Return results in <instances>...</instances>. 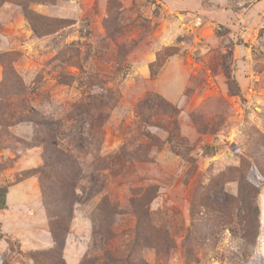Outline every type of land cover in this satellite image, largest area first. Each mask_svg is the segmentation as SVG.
<instances>
[{"label": "rangeland", "instance_id": "1", "mask_svg": "<svg viewBox=\"0 0 264 264\" xmlns=\"http://www.w3.org/2000/svg\"><path fill=\"white\" fill-rule=\"evenodd\" d=\"M49 154L65 264H264V0H0V264L54 260Z\"/></svg>", "mask_w": 264, "mask_h": 264}, {"label": "trees", "instance_id": "2", "mask_svg": "<svg viewBox=\"0 0 264 264\" xmlns=\"http://www.w3.org/2000/svg\"><path fill=\"white\" fill-rule=\"evenodd\" d=\"M34 32L38 29L31 23ZM62 80V78L60 79ZM75 165L73 161L65 158H56L52 155L43 156V164L40 167L32 168L22 174V178L28 175H37L40 189L41 205L47 217V227L51 235L53 246L50 248L51 256L54 258L52 264H65L61 252L65 245L66 235L69 231L70 222L74 211V202L76 197L77 171L74 172ZM7 187L0 188V210L7 209L6 205ZM112 211H108V214ZM255 220V219H254ZM257 224H246L241 228L242 236L245 241L252 242L248 235L250 232H256ZM107 228V227H106ZM105 228V230H106ZM104 235V233H102ZM257 235L254 234V237ZM255 240V238H254ZM38 254H33L35 261ZM120 261V260H119ZM129 264L128 260H124Z\"/></svg>", "mask_w": 264, "mask_h": 264}, {"label": "built area", "instance_id": "3", "mask_svg": "<svg viewBox=\"0 0 264 264\" xmlns=\"http://www.w3.org/2000/svg\"><path fill=\"white\" fill-rule=\"evenodd\" d=\"M179 21H181L182 25H184V22H182L183 20H181L179 18ZM186 25H188V27H186V28L188 30H190L191 27H197L199 25V21L198 20L191 19L190 21H188V23H186Z\"/></svg>", "mask_w": 264, "mask_h": 264}]
</instances>
